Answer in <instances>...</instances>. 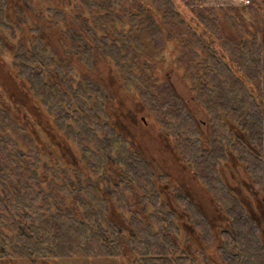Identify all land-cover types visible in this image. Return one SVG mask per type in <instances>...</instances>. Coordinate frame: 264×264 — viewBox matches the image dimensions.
<instances>
[{
    "label": "flooded vegetation",
    "instance_id": "1",
    "mask_svg": "<svg viewBox=\"0 0 264 264\" xmlns=\"http://www.w3.org/2000/svg\"><path fill=\"white\" fill-rule=\"evenodd\" d=\"M201 3L240 9L221 29L239 42L243 61L254 63L264 9L241 10L251 0ZM95 10L76 0H0V104L67 163L79 165L70 134L107 147L95 186L102 200L91 210L102 219L104 246L46 264H264V76H231V102L222 91L211 96L207 76L185 63L190 50L178 51L193 45L189 26L156 49L151 72L136 65L134 76L130 63L112 60L110 16ZM192 29L201 39L202 27ZM44 91L55 95L53 109L39 97Z\"/></svg>",
    "mask_w": 264,
    "mask_h": 264
},
{
    "label": "trees",
    "instance_id": "2",
    "mask_svg": "<svg viewBox=\"0 0 264 264\" xmlns=\"http://www.w3.org/2000/svg\"><path fill=\"white\" fill-rule=\"evenodd\" d=\"M76 1L110 16L116 37L109 49L111 58L116 65L124 60L127 66L130 63L134 76L136 65L151 72L156 49L163 48L172 31L185 26L191 29L193 45L178 51L190 50L185 63L192 74L207 76L206 89L211 96L222 91L230 94L225 97L231 102V76H264V60L260 57L264 44L254 36V55L252 49L250 52L255 62H244L239 42L226 37L221 29L223 24L236 22L233 15L239 8L216 9L202 6L200 0ZM245 9L248 13L264 9V0H251V5L241 10ZM181 10L188 11L192 20L188 21ZM192 25L202 27L201 39H197ZM198 42H202V60L197 54ZM39 97L46 100L49 110L53 109V92L44 91V96ZM211 113L214 119L216 113ZM17 124L0 104V262L46 264L50 260L87 256L91 249L102 248L105 239L98 233L102 219L99 214L92 215L91 210L92 202L102 200L95 186L103 179L98 170L105 161V146L81 142V138L70 134L69 139L79 150L77 166L50 155L39 139L29 136ZM68 131L76 133L74 129ZM208 144L210 153L212 140ZM109 148L115 150L113 145ZM88 170L92 171L85 172ZM240 247L246 249L247 240L240 242Z\"/></svg>",
    "mask_w": 264,
    "mask_h": 264
},
{
    "label": "rangeland",
    "instance_id": "3",
    "mask_svg": "<svg viewBox=\"0 0 264 264\" xmlns=\"http://www.w3.org/2000/svg\"><path fill=\"white\" fill-rule=\"evenodd\" d=\"M168 65L166 64V67L164 68V70H165V72L167 73L168 72ZM164 70H162V72L164 71ZM180 74L182 73L181 72V70L180 71H178ZM170 73V72H169ZM171 76H176V75H171ZM8 78H9V80H10V76H8ZM174 83H175V88H176V90L180 93V94H182V95H185V90H186V88H185V86L181 83V82H179L178 80H175L174 81ZM34 106H36V110L35 111H37V113H38V115L40 114V113H42V110H41V108L36 104V105H34ZM227 173V175L229 176V172L227 171L226 172ZM208 251L209 252H211L212 251V248H209L208 249ZM112 264V263H109V262H107V261H105V260H96V261H86V260H80V261H76V260H61V261H59L57 264ZM0 264H5L4 262H0Z\"/></svg>",
    "mask_w": 264,
    "mask_h": 264
},
{
    "label": "crops",
    "instance_id": "4",
    "mask_svg": "<svg viewBox=\"0 0 264 264\" xmlns=\"http://www.w3.org/2000/svg\"><path fill=\"white\" fill-rule=\"evenodd\" d=\"M203 1L206 4H219V3H224L225 2V0H203Z\"/></svg>",
    "mask_w": 264,
    "mask_h": 264
}]
</instances>
